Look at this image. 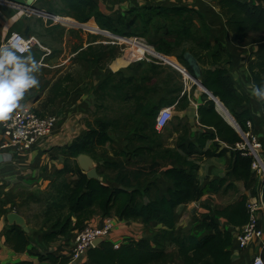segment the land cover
Segmentation results:
<instances>
[{
    "label": "crops",
    "instance_id": "crops-1",
    "mask_svg": "<svg viewBox=\"0 0 264 264\" xmlns=\"http://www.w3.org/2000/svg\"><path fill=\"white\" fill-rule=\"evenodd\" d=\"M9 1L36 7L47 13L48 9H51V12H53L52 19L56 23L80 27L96 35L115 37L107 31L100 30L93 19L89 20V23L79 24L67 16H60V13L54 10L57 5L51 0H38L37 2H34V0ZM92 1L103 15L112 19L115 26L118 20L123 21V19L128 18L131 10L141 11L142 9L155 7L189 8L191 11L186 15H190L195 23H203L209 32L208 36L201 33L200 39L196 41V44L207 40L211 46H214L215 42L218 41L229 54V58L223 57L214 67L227 71V75L233 80L234 89L238 96L249 98V101L244 105L234 106L233 108L236 112L244 109L249 110L252 118L249 132L261 141V157L264 160V102L258 101L250 95L253 83L247 67L250 60L264 57V32L249 33L243 41H238L237 37L227 30L225 21L219 14L220 0H196L194 2L191 0ZM244 1L264 7V0ZM55 14H59V16ZM175 18L178 19V17ZM135 24L136 22L132 28ZM90 27H92V30L94 28L96 30L90 31L88 29ZM11 33L35 36L41 46L44 47V43L50 46L49 41L51 42L52 38L57 35L58 29L56 24L47 20L25 14L8 5H0V45L5 43ZM63 39L66 42V36ZM200 50V53L195 52L200 62L195 58L202 72L203 64L208 66L210 62L208 58L210 52L202 48ZM34 57L38 60L39 56L34 55ZM119 58L121 57L114 59L109 67L110 73L113 74V85L120 78H128L127 82L122 81L120 90L111 89L115 92L113 93L114 113L112 119L117 121V126L114 128L111 137L113 139L110 143L103 147L92 149L95 151L96 156L99 157L98 160H93L96 162L97 168L102 160L124 162L130 168L147 167L152 162H155L159 165V171L155 176L149 177V182L154 183L157 190L150 192V195L157 194L160 197H167L168 190L172 188V184L163 178V172L168 168L178 166L176 161L167 155L168 152L172 154L179 152L182 159L193 160V158L187 157L183 150L179 149V146H186L190 142L197 146L196 141L198 138L204 134L208 136L214 131L212 128L204 127L199 123L197 108L200 105H204L206 99L202 97V91L184 76V74L187 76V72L184 69L173 68L158 59V62L140 61V64L149 66L143 74H141L137 64L133 61L114 70L115 66H118L115 62L121 60ZM173 58L177 61L176 57ZM180 66L182 65L180 64ZM172 71L178 75L179 87L176 86V89L174 88L176 81H171ZM107 74V72H104L101 80L97 83L96 90L100 94L103 92L99 90V85ZM89 87L90 85H86L84 89ZM184 94L186 95L187 105L180 109L177 104ZM40 101V98H37L35 94L28 90L20 101L21 107L14 112L24 108H30L38 112ZM160 102L163 105L156 110L155 114L150 116L143 115L142 112L146 110L145 108L148 104L152 107ZM215 104L216 106L219 105L216 102ZM94 108V97L90 90L81 93L73 92L68 98V111L61 110L58 126L48 138L25 153H19L13 149H0V264H14L20 261H29L31 264H50L47 260L40 261L37 254L69 256L76 231L83 226H100L105 218L112 219V229L105 241L113 245H121L131 240L146 239L154 247L161 248L166 252H173L176 250V246L172 242V237L193 231L203 214L216 221L220 229H226L228 227L225 221L215 215V210H220L243 197L246 198V201L261 200L264 205L263 177L252 172L246 183L229 178L228 184L232 183L233 187L227 188L228 184H225L219 190L205 192L199 201L179 205L176 209L172 230H166L161 224L156 222L144 224L139 220H124L116 217L113 213L108 217H103L97 211L89 220L83 221L79 226H76V219L72 217L70 227L64 234L57 235L51 241H45L43 235L51 232L56 220L55 214L57 213L53 211V202L57 201V198H54L56 193L52 185H54V182L56 184L61 181L74 185L78 181L79 177L75 172V167L68 165V145L74 139L80 138L85 134L87 130L86 119L90 113L95 111ZM162 108H171L172 119L165 129L156 131L154 119L157 111ZM215 110L220 116L222 114L233 126L238 125L232 116L228 118L220 110L216 108ZM42 112L44 111H39L38 113L42 116L49 114H43ZM221 118L225 121L222 116ZM230 124L228 125L231 126ZM214 144H218L217 152L223 149L227 151L221 157L205 158L199 163L197 177L201 188L213 180L226 178L231 162L230 153L234 150H243L240 144H237L234 149V147L220 141L217 137L213 140H207L204 149L212 150ZM195 149L198 152L201 151L198 146ZM5 154L7 155L5 156ZM65 165L74 171L62 174L56 178V171L62 169ZM97 173L99 181L103 182L105 180L104 183L107 184L108 179L114 174V172L104 168H101L100 171L97 170ZM106 176H109V178L106 179ZM110 185L116 186L112 183ZM142 200L146 202V196ZM25 204L29 206L38 204L40 206L42 225L39 230H33L26 213L19 211L20 205L25 207ZM5 208H8L7 212H4ZM47 209H51V212L53 211L52 216L46 214ZM11 212H15L24 218L29 229L28 234L30 235V243L27 248L33 255L27 252L16 253L5 243V236L10 229L6 216ZM63 212L64 216L68 214L66 209ZM258 216L263 236L254 239L244 250L237 248L235 234L239 229L234 230L230 248L232 264H251L256 256H260L264 260V211L261 210ZM194 218L198 221L194 222ZM62 219L63 217H61Z\"/></svg>",
    "mask_w": 264,
    "mask_h": 264
},
{
    "label": "trees",
    "instance_id": "trees-1",
    "mask_svg": "<svg viewBox=\"0 0 264 264\" xmlns=\"http://www.w3.org/2000/svg\"><path fill=\"white\" fill-rule=\"evenodd\" d=\"M63 1L69 11L72 12V15L65 14L64 16L71 17L81 24L93 19L100 30L121 37L127 36L117 30L112 19L103 15L92 0ZM146 10L157 15L167 14L182 20H184L182 17L191 11L185 7H155L146 8ZM51 11V9H48V13L53 14ZM132 11H129V13H133ZM219 14L223 17L227 30L235 35L238 41H243L249 33L264 32V7L244 0H220ZM55 15L59 16V14ZM125 19H127V29L131 28L136 22L133 17ZM119 22L120 20L116 23ZM200 24L202 33L208 36L209 32L205 25ZM88 29L92 30V27ZM185 29L183 32L188 35L189 32L187 28ZM192 40L196 41L195 38H192ZM197 45L210 52L208 54L210 59L208 66L203 64L202 84L216 97L215 102L219 104L220 112L228 118L232 116L241 131L246 133L248 131L246 123L252 121L251 114L247 109L236 112L233 107L244 105L249 101V98L238 96L234 89L233 80L227 75V71L214 67L223 57L229 58L228 52L218 41L215 42L214 46H211L207 40ZM158 51L161 52V49H158ZM185 52H190L196 58L197 56L193 50H183L177 59L187 71L191 72L183 60ZM197 60L200 62L199 58ZM210 66L211 68H209ZM247 67L253 84L259 85L264 82V57L250 60ZM112 76L113 74L108 73L101 81L99 90L103 93L107 89L120 90L122 81H128V78H120L113 85ZM202 97L206 99V102L197 108L199 123L204 127L212 128L214 131L208 136L204 134L198 138L196 144L201 149L200 152L196 151L197 146L192 142L186 146H179V149L183 150L184 154L189 158H193V160L182 159L179 152L175 154L168 152L167 155L174 159L178 166L168 168L163 172V178L172 184L167 197H160L157 194L150 195V192L157 190L155 184L149 182V177L155 176L159 171V165L155 162L147 167L130 168L127 163L102 160L97 170L100 171L101 168H104L114 172L108 179V184L99 180L88 179L75 163V172L78 174L79 179L74 185L62 181L56 184L54 182V185H52L56 193L54 198H57V201L53 202V211L57 212L55 214L56 220L51 232L43 235L44 240L51 241L57 235L64 234L70 227L72 217L76 219V226H79L83 221L89 220L97 211L103 217H108L113 213L116 217L124 220H139L144 224L156 222L161 224L164 229L172 230L176 209L179 205L199 201L205 192L219 190L223 185L228 184L229 178L246 183L253 172L251 169L253 160L247 155V151L234 150L230 153L231 162L227 177L213 180L203 188L200 187L197 177L199 163L205 158L221 157L227 151L223 149L217 152L218 144H214L212 150L204 149L205 142L217 137L220 141L234 147V149L237 144H243V140L237 131L223 121L216 112L215 103L209 100L206 94H202ZM186 101V95L184 94L177 104L178 108L186 107ZM161 105H163L161 102L152 107L148 104L146 110H143L142 113L146 116L153 115ZM112 129V122L97 121L94 125H89L82 137L74 139L68 145L69 155L76 159L80 154H87L94 159L90 151L110 143L112 138L109 132ZM73 171L65 165L62 169L56 171V178ZM111 183L116 186L110 185ZM233 186L232 183H229L226 187L231 188ZM144 196L147 198L146 202L142 200ZM245 203L246 198L243 197L235 203L214 211L217 217L225 221L228 227L226 229H220L216 221L203 214L193 231L172 237V242L176 246V250L173 252H166L161 248L154 247L146 239L131 240L119 245L117 249L110 242L104 241L97 247L89 248L83 258L84 260L82 259L76 264H232L230 248L234 230L241 229L248 222ZM65 209L68 214L64 216L63 211ZM52 212L51 209H47L46 214L52 216ZM61 217H63L62 220ZM196 221L198 220L194 218V222ZM5 243L16 253L27 252L33 255L27 248L30 243V235L18 226L10 225V229L5 236ZM37 256L40 261L47 260L50 264H68L69 261V256L64 255L37 254ZM14 264H31V262L20 261Z\"/></svg>",
    "mask_w": 264,
    "mask_h": 264
},
{
    "label": "rangeland",
    "instance_id": "rangeland-1",
    "mask_svg": "<svg viewBox=\"0 0 264 264\" xmlns=\"http://www.w3.org/2000/svg\"><path fill=\"white\" fill-rule=\"evenodd\" d=\"M51 1L57 5L54 10L60 13V15L63 17H66L64 16L65 14L72 15V12L69 11L64 1ZM132 12L133 13H131L128 18L133 17L135 19V26L127 29V19H124L116 25L117 30L127 35L124 38L141 42L147 47H150L153 51L165 58V60H161L166 64L172 66V63H176L177 67L175 68L182 70L183 65L181 64L182 66H180L178 63L179 61L177 60V62L173 57L178 59L183 50L201 52V47L196 44V41L200 39L202 26L199 22L195 23L190 15H184L182 17L184 20H182L181 18L177 19L167 14L157 15L146 9H142L141 11L133 10ZM68 18L77 22L71 17ZM47 21L56 24L58 33L52 38L51 42L49 41L50 46L44 43V47L50 50L51 53L49 57L41 63L40 71L36 73L40 80L39 87L29 89L30 92L41 100V103L38 105V112L44 111L42 112L43 114L51 113L59 118L61 110L68 111V98L71 96V93H81L90 90L94 97L95 111L88 115L85 123L88 127L89 125H94L97 121L112 122L113 129L109 132L112 137L114 128L117 126V121L112 119L114 113L113 93L115 92L111 89H107L105 93L100 94L96 90L98 81L101 80L104 72H111L109 67L112 65V61L118 57H121L119 58L121 60L115 62L118 66H115L114 70L133 61L137 64V68L141 71V74H143L149 66L140 64V61L158 62L159 58L153 57L148 53H145L141 58L134 57L129 53L131 47L121 43V41L116 38L121 36L111 32L109 33L113 34L115 37H110V35H96L80 27L63 25L51 20ZM185 28H187L189 32L188 35L183 32V30H186ZM64 36L67 38L66 42L63 39ZM192 38H195L196 41L192 40ZM158 49H161V52H159ZM31 53L39 56L38 60L40 59L41 50L39 48L35 47ZM166 59L170 60L172 63H169ZM172 67L174 68V66ZM171 77L172 82H174V80L176 81V83H174V88L176 89V86L179 87L178 75L172 71ZM86 85H90V87L84 89ZM64 103L66 104L63 105ZM217 108L219 110V105H217ZM243 133L247 136L245 132ZM90 153L94 159H99L95 151L91 150ZM75 163H77L76 159H73L69 155L68 165L75 167ZM257 175L261 176L260 174ZM107 178H109V176H106V179ZM103 182H105V180H103ZM20 207L19 211L26 213L33 230H39L42 225L40 206L38 204L33 206L25 204V207L23 205H20ZM7 211L8 208H5L4 212ZM35 216L37 217L35 218Z\"/></svg>",
    "mask_w": 264,
    "mask_h": 264
},
{
    "label": "built area",
    "instance_id": "built-area-1",
    "mask_svg": "<svg viewBox=\"0 0 264 264\" xmlns=\"http://www.w3.org/2000/svg\"><path fill=\"white\" fill-rule=\"evenodd\" d=\"M38 0H34L37 2ZM196 1V0H191ZM0 5H8L16 10L22 11L25 14L38 17L44 20H51L52 14L47 13L36 7L21 5L9 0L1 1ZM15 46L16 49L26 48L31 52L35 47L41 50L40 63L47 59L50 55V51L41 46L39 40L35 36H26L19 33H11L6 39L3 45ZM22 54H27L22 53ZM172 119L171 108L160 109L154 119V128L156 131H162L168 125ZM58 124V117L54 114H48L45 116L40 115L37 111L30 108H24L19 111L13 112L9 119L0 122V149L7 150L13 149L19 153H25L34 148L37 144L48 138L55 130ZM246 126L248 131L246 132L248 143L241 145L243 150L247 151V155L252 158L251 169L253 172L260 174L264 178L263 172H260L261 162V141L256 136L249 132L251 128V122H247ZM261 157V158H260ZM263 161V160H262ZM246 212L248 214V222L235 234V240L237 242V248L244 250L249 243L254 239L261 238L263 236V230L259 225V212L264 211V205L261 200L253 199L246 201ZM112 229V219L105 218L100 226H83L73 236L72 246L69 253L68 264L77 263L81 261L87 250L92 248V242L97 238L106 239ZM118 244H114L115 249L118 248ZM251 264H264V260L260 256L253 258Z\"/></svg>",
    "mask_w": 264,
    "mask_h": 264
},
{
    "label": "clouds",
    "instance_id": "clouds-1",
    "mask_svg": "<svg viewBox=\"0 0 264 264\" xmlns=\"http://www.w3.org/2000/svg\"><path fill=\"white\" fill-rule=\"evenodd\" d=\"M25 52L27 54H22ZM40 67V61L35 59L30 50L0 45V122L9 119L21 107L20 101L26 91L39 87L40 80L36 73ZM250 95L264 102V82L253 84Z\"/></svg>",
    "mask_w": 264,
    "mask_h": 264
},
{
    "label": "water",
    "instance_id": "water-1",
    "mask_svg": "<svg viewBox=\"0 0 264 264\" xmlns=\"http://www.w3.org/2000/svg\"><path fill=\"white\" fill-rule=\"evenodd\" d=\"M3 1H5V0H3ZM183 60L187 64V66L189 67V69L191 70V72H189L183 66L182 69H184L187 72V76H185V74L183 73L184 76L188 80H190L195 86H197L202 91L203 94H206L208 96V99L209 100H212L215 103V100H214V97L215 96L211 92H209L204 87V85L201 82L202 72H201L200 66H199L196 58L190 52H185L183 54ZM215 108L218 110L216 104H215ZM221 116L224 118V120L228 124H230L222 114H221ZM230 125L238 132V134L241 137V139L243 140V142L245 144H247L248 143V138H246V136L243 134V132L241 131V129L239 128V126L238 125L237 126H233L232 124H230ZM76 162H77V165L80 168V170L86 175V177L88 179L99 180V176H98V173H97V164L91 158V156H89L87 154H80V155H78L76 157ZM6 220H7V223L9 225L18 226L25 233H27V234L29 233V229H28V227L26 225V222H25L24 218L22 216L16 214L15 212H11V213L7 214ZM104 241H105V239H103V238H97L96 240H94L92 242V246L93 247H97L98 245H100ZM72 264H76V263H72Z\"/></svg>",
    "mask_w": 264,
    "mask_h": 264
},
{
    "label": "bare ground",
    "instance_id": "bare-ground-1",
    "mask_svg": "<svg viewBox=\"0 0 264 264\" xmlns=\"http://www.w3.org/2000/svg\"><path fill=\"white\" fill-rule=\"evenodd\" d=\"M116 38H118V40L121 41V43L129 45L131 47V51L129 53L136 58H141L142 56L145 55V53H148L153 57L165 60V58H163L160 54L156 53L150 47H147L146 45H144L141 42H138L135 40H129V39L124 38V37H116ZM166 61H168L169 63H172L170 60L166 59ZM172 66L177 67L176 63H172ZM261 162L263 165L260 166V172H263L264 162L262 161V159H261Z\"/></svg>",
    "mask_w": 264,
    "mask_h": 264
}]
</instances>
